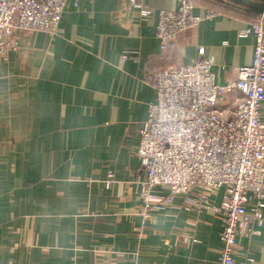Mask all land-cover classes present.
Instances as JSON below:
<instances>
[{
    "label": "crops",
    "instance_id": "obj_1",
    "mask_svg": "<svg viewBox=\"0 0 264 264\" xmlns=\"http://www.w3.org/2000/svg\"><path fill=\"white\" fill-rule=\"evenodd\" d=\"M222 4L165 48L158 11L178 0H69L56 34L18 33L0 58V264H217L222 225L211 212L177 195L142 217L135 152L154 98L148 71L201 48L218 83L251 63L253 40L239 30L257 15ZM233 260L264 264V226L236 237Z\"/></svg>",
    "mask_w": 264,
    "mask_h": 264
},
{
    "label": "built area",
    "instance_id": "obj_2",
    "mask_svg": "<svg viewBox=\"0 0 264 264\" xmlns=\"http://www.w3.org/2000/svg\"><path fill=\"white\" fill-rule=\"evenodd\" d=\"M198 1L178 0L176 8L158 11L156 37L162 48L171 46L181 31L227 8L208 0L210 6L200 16L193 12ZM68 2L0 0V58L18 47L20 32L56 34ZM239 33L251 36L253 58L234 67L226 83L216 82L213 58L203 55L202 48L191 62L145 74L154 98L138 128L135 152L145 171L138 181L142 217L148 219L151 210L171 204L177 195L186 208L211 212L222 225L217 264H234L236 237L251 236L264 226V115L259 111L264 103V17L250 16ZM112 177L110 172L108 186Z\"/></svg>",
    "mask_w": 264,
    "mask_h": 264
},
{
    "label": "water",
    "instance_id": "obj_3",
    "mask_svg": "<svg viewBox=\"0 0 264 264\" xmlns=\"http://www.w3.org/2000/svg\"><path fill=\"white\" fill-rule=\"evenodd\" d=\"M264 17V0H215Z\"/></svg>",
    "mask_w": 264,
    "mask_h": 264
}]
</instances>
